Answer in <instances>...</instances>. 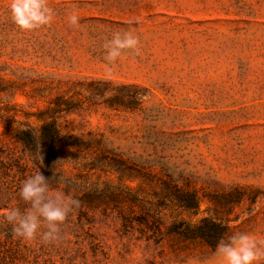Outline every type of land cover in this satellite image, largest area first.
<instances>
[{"label": "rangeland", "instance_id": "1", "mask_svg": "<svg viewBox=\"0 0 264 264\" xmlns=\"http://www.w3.org/2000/svg\"><path fill=\"white\" fill-rule=\"evenodd\" d=\"M10 3L0 0V145L19 154L16 129L54 121L65 143L38 146V164L27 152L29 176L41 171L79 207L53 243L1 235L0 264H213L216 248L171 232L204 217L225 240H264V0H48L53 22L35 32L16 27ZM129 29L141 55L109 73L101 45Z\"/></svg>", "mask_w": 264, "mask_h": 264}, {"label": "clouds", "instance_id": "2", "mask_svg": "<svg viewBox=\"0 0 264 264\" xmlns=\"http://www.w3.org/2000/svg\"><path fill=\"white\" fill-rule=\"evenodd\" d=\"M9 12L13 23L23 32H35L49 26L54 11L48 0H11ZM67 22L79 27L80 18L76 12L67 16ZM140 38L134 30L115 32L111 39L101 45L105 68L111 73L117 62L126 54L141 55ZM51 179L41 171L27 177L19 188V197L24 202L23 210L10 207L4 212V219L11 225L14 237L24 242L41 241L53 243L60 238L61 226L69 214L79 207V200L62 190L50 186ZM213 264H260L264 260V240L253 233H234L221 239L215 249Z\"/></svg>", "mask_w": 264, "mask_h": 264}, {"label": "trees", "instance_id": "3", "mask_svg": "<svg viewBox=\"0 0 264 264\" xmlns=\"http://www.w3.org/2000/svg\"><path fill=\"white\" fill-rule=\"evenodd\" d=\"M12 141L21 145L19 154L4 145H0V244L2 243L1 235L8 240L14 238L12 227L4 219L2 210L13 207V200L21 201L17 206L24 204L19 197V188L32 172L26 153L29 152L34 163L38 164L34 157L38 146L52 154H56L58 149L65 143L64 136L54 121L44 122L38 130L16 129ZM173 190L177 199L184 206L194 208L198 205L199 199L194 192L183 190L176 185ZM124 219L125 224L130 221L129 217L125 215ZM227 230L226 226L209 217H204L195 224L178 222L171 232L177 234L182 240L200 241L216 248L218 242L222 238L225 239Z\"/></svg>", "mask_w": 264, "mask_h": 264}]
</instances>
